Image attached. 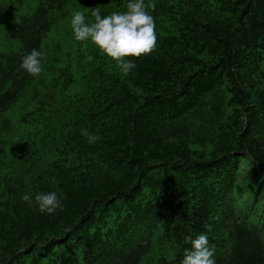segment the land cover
I'll use <instances>...</instances> for the list:
<instances>
[{
    "label": "trees",
    "instance_id": "obj_1",
    "mask_svg": "<svg viewBox=\"0 0 264 264\" xmlns=\"http://www.w3.org/2000/svg\"><path fill=\"white\" fill-rule=\"evenodd\" d=\"M69 4L38 0L0 57V264H181L201 233L216 264H264V0H145L156 47L128 76L74 39Z\"/></svg>",
    "mask_w": 264,
    "mask_h": 264
},
{
    "label": "clouds",
    "instance_id": "obj_2",
    "mask_svg": "<svg viewBox=\"0 0 264 264\" xmlns=\"http://www.w3.org/2000/svg\"><path fill=\"white\" fill-rule=\"evenodd\" d=\"M149 9L154 10V4H145V0H129L126 11L112 12L102 15L99 8H89L91 21L86 19L85 11H75L72 14L70 27L77 42H90L108 60L115 62L123 76L137 67L131 60L150 55L156 47V26ZM41 53L32 49L22 57L20 69L31 77H38L42 72L40 64ZM81 134L87 137L89 144L100 140L98 135L89 134L82 129ZM23 202L32 204L29 194L22 196ZM35 204L41 213L52 214L62 209L58 194L37 193ZM191 245L184 249V258L181 264H216L213 259L215 247L209 245L206 234L201 233L195 239L186 237Z\"/></svg>",
    "mask_w": 264,
    "mask_h": 264
},
{
    "label": "rangeland",
    "instance_id": "obj_3",
    "mask_svg": "<svg viewBox=\"0 0 264 264\" xmlns=\"http://www.w3.org/2000/svg\"><path fill=\"white\" fill-rule=\"evenodd\" d=\"M78 2H80V0H70L68 8L64 11L66 16H71L72 18V14L75 12V5H77ZM37 4L38 0H25L22 7L14 6L13 12L0 22V57L17 53L20 50V44L16 40L9 39L7 37V32L18 24L21 17L30 15ZM55 43V40H51L48 42V45L51 48Z\"/></svg>",
    "mask_w": 264,
    "mask_h": 264
}]
</instances>
